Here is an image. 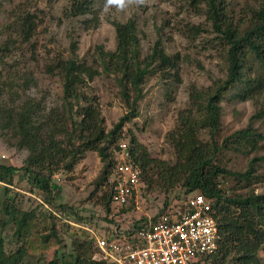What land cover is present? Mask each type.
I'll return each mask as SVG.
<instances>
[{
  "label": "trees",
  "instance_id": "16d2710c",
  "mask_svg": "<svg viewBox=\"0 0 264 264\" xmlns=\"http://www.w3.org/2000/svg\"><path fill=\"white\" fill-rule=\"evenodd\" d=\"M192 1L206 5L215 32L227 42V77L211 91L191 92L190 107L179 116L175 132L169 134L175 162L152 156L145 145L129 134L126 143L131 162L140 173V194L160 189L166 198L153 218L141 219L128 229L117 225L115 234L132 239L162 216H170L175 207L194 194H202L211 202L209 212L218 225L219 248L203 257L200 264H263L259 253L264 246V194L239 191L249 188L252 180L264 181V177H253V167L245 173L229 171L221 157L225 151L250 153L259 149L264 133L254 127V122L264 118V104L247 127L222 142L219 137L223 100L245 102L264 96V0H254L258 8H251L250 22L243 31L241 23H235L228 15L227 0ZM38 13L19 9L9 22L0 24V133H9L16 147L28 153L22 166L0 159V264H109L93 259L98 250L94 238L73 233L68 251L63 234L70 222L82 225L87 219L76 207L62 201L56 174L71 172L86 152H97L104 163L102 181L110 180V191L103 195V203L110 211L115 187L111 180L120 162L125 124L138 117L142 86L162 51L158 41L148 57L142 56L133 19L113 21L116 50L109 52L99 47L90 64L77 56L73 44L72 56L56 58L47 66L49 74L62 79V109L52 108L51 117L43 99L26 95L38 84L29 71L19 69L15 59L20 47L31 45L37 34L42 22ZM63 17H83L80 22L86 30L100 24L92 0H73ZM167 59L172 61L171 68L177 67V61ZM101 75L115 80L128 108L111 130L107 129L97 93L81 90ZM206 131L210 142L201 138ZM259 160L264 157L254 158L252 166ZM231 178L246 184L225 185ZM20 182L28 183L29 192L40 194V200L18 191L16 185ZM177 187L181 191H176ZM60 216L64 219L59 220ZM10 244H14L13 250L8 248Z\"/></svg>",
  "mask_w": 264,
  "mask_h": 264
},
{
  "label": "rangeland",
  "instance_id": "374dc122",
  "mask_svg": "<svg viewBox=\"0 0 264 264\" xmlns=\"http://www.w3.org/2000/svg\"><path fill=\"white\" fill-rule=\"evenodd\" d=\"M72 1L0 0V24L9 22L19 9L35 13L38 11L42 20L32 41L35 47L32 44L23 47L18 45L21 51L15 58L19 69L29 71L38 84L26 95L43 99L52 117V108L62 109V79L59 75L49 74L47 66L54 63L56 58L72 56L73 44L76 45L77 56L89 64L95 59L99 47L104 51L114 52L117 48V35L113 21L127 22L133 19L141 39L142 56L148 57L158 41V49L162 51V55L151 68L142 86L143 97L138 102L139 115L125 124L123 142H128L129 134H132L147 147L152 156L175 162L176 152L169 141V134L175 132L179 116L190 107L191 92L211 91L227 77L228 45L215 32L213 23L208 18L206 5L192 0H144L143 3L130 0L124 9L111 6L105 11L106 0H92L99 12L100 24L96 29L86 30L80 22L83 17L80 20L63 17L64 10ZM227 1L230 4L228 15L235 23H241L243 31L250 22L251 8H258V3L254 0ZM164 58L177 61V67L171 68L172 61L167 59L164 63ZM81 90L97 93L108 130L128 112L120 88L113 78L98 76ZM263 104L264 96L245 102L223 100L220 142L247 127L251 117ZM254 127L264 133V118L254 122ZM201 138L210 142L207 131L201 134ZM11 139L9 133H0V159L22 166L28 153L18 149L15 140ZM256 157H264V142L259 143V149L255 152L225 151L221 159L229 171L245 173L253 167V177L262 179L264 160H259L252 166V160ZM103 170L104 163L99 154L88 151L71 172L59 171L56 174L62 190V201L76 207L87 219L82 225L70 222V228L63 234L68 251L71 250L73 233H78L85 239L96 240V236L112 235L118 228L117 225L128 229L141 219L153 218L166 198L160 189L144 190L128 205L120 206L111 202L109 211L103 203V195L110 191V180L108 178L107 181H102ZM252 182L249 188L239 192L253 190L256 194H264V181ZM236 184L243 187L246 181L239 182L231 178L225 183L231 187ZM16 187L25 197L32 195L28 183L20 182ZM21 187L25 190L19 189ZM179 190L180 187H177L176 191ZM32 196L40 200V194L33 193ZM25 206L28 207L26 200ZM61 219L64 218L60 216L59 220ZM60 223L63 224L64 221ZM8 246L9 249H14V244ZM259 255L264 264V246Z\"/></svg>",
  "mask_w": 264,
  "mask_h": 264
},
{
  "label": "built area",
  "instance_id": "2783aa9c",
  "mask_svg": "<svg viewBox=\"0 0 264 264\" xmlns=\"http://www.w3.org/2000/svg\"><path fill=\"white\" fill-rule=\"evenodd\" d=\"M120 162L111 182L115 183L112 202L129 204L140 194V173L131 162L129 146L120 144ZM211 202L194 194L171 215L129 239L126 235L96 236L95 260L109 264H200L203 257L219 248V229L211 216Z\"/></svg>",
  "mask_w": 264,
  "mask_h": 264
},
{
  "label": "clouds",
  "instance_id": "9594fccd",
  "mask_svg": "<svg viewBox=\"0 0 264 264\" xmlns=\"http://www.w3.org/2000/svg\"><path fill=\"white\" fill-rule=\"evenodd\" d=\"M130 0H106L105 11L111 6H116L118 9H124L128 5ZM139 3H143L144 0H138Z\"/></svg>",
  "mask_w": 264,
  "mask_h": 264
}]
</instances>
